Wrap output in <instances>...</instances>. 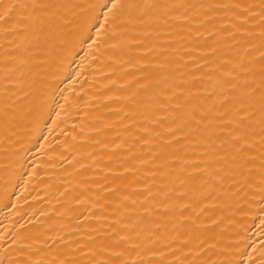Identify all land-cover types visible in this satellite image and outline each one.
I'll return each instance as SVG.
<instances>
[{"label":"bare ground","instance_id":"bare-ground-1","mask_svg":"<svg viewBox=\"0 0 264 264\" xmlns=\"http://www.w3.org/2000/svg\"><path fill=\"white\" fill-rule=\"evenodd\" d=\"M0 264H264V0H0Z\"/></svg>","mask_w":264,"mask_h":264}]
</instances>
